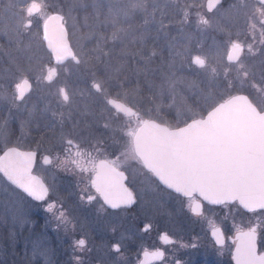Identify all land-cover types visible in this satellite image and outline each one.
I'll use <instances>...</instances> for the list:
<instances>
[{
    "label": "snow or ice",
    "instance_id": "1",
    "mask_svg": "<svg viewBox=\"0 0 264 264\" xmlns=\"http://www.w3.org/2000/svg\"><path fill=\"white\" fill-rule=\"evenodd\" d=\"M225 2L226 0H206L204 3L203 0H197L195 4L187 5V9L182 10V15L178 12L180 28L177 30L183 32L184 28L193 27L190 13L193 8L194 26L201 32L211 28L213 18L222 16L225 11L239 14L247 13L250 8L249 0H231L228 9L223 8ZM2 3L3 0H0V4ZM257 3L258 7L252 6V17L258 14L261 17L259 23L264 27V0H257ZM74 7L87 13L89 4L85 0H77ZM91 7L94 9L96 23L90 25L88 15L84 16L81 27L88 31L77 41L75 51L66 40L65 17L60 15L47 18L57 19L62 23L59 36L53 42L48 38V24L45 21L44 40L48 41L49 61L44 63L41 60L36 69L32 64L37 58L24 55L26 49H22L20 45L25 34L23 30H30L33 26L32 18L36 16L43 19V5L37 0H23L18 7L19 15L12 18L14 23H7V11L4 13L5 19H0V36L9 37V57L15 70L6 75L7 87L0 83V101H9V113L12 108L19 110L22 106L27 107L33 91V80L37 84L46 82L49 86L60 84L63 71L65 75L81 77L88 86L89 96L105 106H111L110 120L119 121L121 115L129 117L120 128L113 129L114 132H124L126 129L124 136L114 140L117 146L123 141L124 152L115 159L98 160L100 148L97 145L103 144L102 138L97 141V145H93L97 155L82 147L85 142H90L95 135V128L99 127L85 119L90 114L88 109H81L75 103L74 97H82L84 93H77L75 90L70 92L67 83L60 84L55 92L50 93L55 97L56 108L52 109L48 105L43 112L50 111L53 126L60 128L65 153L61 165L69 172L87 173L88 187L96 193L81 195L80 200L91 204L99 198L103 200V205L114 210L135 204L136 196L125 184L129 179L125 175L127 169L121 170L122 163L131 160L141 165L161 185L189 200L198 196L211 205H230L236 202L252 213L264 210V98L257 104L249 95H232L227 99L222 95H206L198 89L197 83L204 82L210 68L214 78L223 76L228 89H233L236 82L240 85L247 82L251 88L264 92V87L253 82L257 75L260 81H264V47L257 49L262 58L257 68L255 64H246L248 58L242 56L244 45L231 40L229 36L225 41L230 44L227 56L229 63L220 70L210 67L209 57L201 47L177 51L170 44L169 58H161L160 64L153 68L151 65L154 58L160 53L154 46L148 54L145 49L151 35L149 25L156 22L157 11H161L159 5L153 4L149 11L146 0H118L116 5L109 6L103 21L95 11V0H92ZM72 10L69 9V17ZM138 15L143 23L134 27L133 21ZM165 15L161 11L157 33L168 35L167 30L175 25L171 21L165 23ZM72 28L74 32L78 30L75 23ZM136 44L139 45V50L130 51L129 46ZM261 44L264 45V40H261ZM247 49L252 53L253 45L248 44ZM12 52L20 55L12 57ZM177 58L181 60L182 70L194 77L189 90L195 97L194 103L201 108V112H206V116L189 108L184 114L186 118L181 120V113L177 111V126L171 127L162 117L159 123L151 118V109L142 111V93L146 88L150 93L147 97L150 102L154 98L162 100L165 95L171 96L175 101L178 85L185 82V78L178 77L174 70ZM69 59L74 62L73 67L65 63ZM252 59H256L255 53ZM53 63L55 66H52ZM157 80L159 83L155 82ZM113 92L117 95L122 92L124 103L111 99ZM156 111L159 113V106ZM34 114L35 109L29 112V118ZM145 115L149 118L145 119ZM6 123L7 121L0 122V133H3ZM181 123L183 126H179ZM103 128L108 130L110 124L105 122ZM121 156L124 157L123 162ZM42 162L50 165L52 160L49 155H45ZM37 163V151L22 152L16 147H10L0 156V173L28 197L46 202L43 210L51 213L56 209L58 201L49 199L52 189L33 174ZM68 164L72 167L68 168ZM84 191L87 192V188ZM58 220L70 223L62 202ZM151 227L150 223L145 224L142 231H150ZM258 229L264 230V220L258 219L256 226L239 232L235 256L237 264H264V255L256 254ZM212 234L219 242L218 234H222L220 230L215 229ZM159 239L161 244L173 243L166 232L161 233ZM74 244L76 248L83 250L86 240L80 238ZM112 250L119 253L121 243H113ZM144 254L149 255L147 250ZM152 255L163 259L164 251L156 249Z\"/></svg>",
    "mask_w": 264,
    "mask_h": 264
},
{
    "label": "flooded vegetation",
    "instance_id": "2",
    "mask_svg": "<svg viewBox=\"0 0 264 264\" xmlns=\"http://www.w3.org/2000/svg\"><path fill=\"white\" fill-rule=\"evenodd\" d=\"M55 1L58 6L51 10L45 21L52 15H63L66 21L64 26L68 32L70 46H73L70 39V30L66 24L70 21L83 22L86 14L90 23L96 22L93 17L94 9L91 7L92 0H85L89 4L87 13L74 7L77 4V0ZM146 2L149 11H151L153 4L159 5V9L166 13L163 17L165 23L171 21L175 25L167 30L168 35L163 32L157 33L161 11H157L156 22L149 25L151 35H159L163 39V51H165L167 56H169L170 44L174 45V49L177 51L191 48L190 43H188L189 40L186 39V35L188 36L189 33H194L197 39L200 38V31H197L194 26V8L190 9L193 27H186L183 32L177 30L180 28V15H178V12L182 15V10H186L187 5L195 4L197 0H146ZM15 3L16 0H3L0 7H10ZM95 3V11L98 12L99 19L103 21L107 16L109 6L116 5L118 0H95ZM229 3H231V0H226L223 8H228ZM252 6L250 5L247 13L241 12V21L238 26L235 27L232 24L220 25L224 22L216 21L218 18L216 16L213 18V26L203 31L204 38L209 43L212 38L224 42L230 36L232 27L235 28V31L240 29L242 36L239 41L244 45L242 56L246 53L250 54L248 56L250 58L247 59L248 64H252L255 61V59L251 58L253 53L256 54L258 48L264 47L261 44V40H264V27L259 23L261 17L258 14L252 17ZM255 6L258 7L257 0H255ZM69 9H73L71 17L68 15ZM249 17L252 18L249 19ZM34 18L37 17L34 16L32 19ZM140 20L141 22H133V24L137 27L140 26L143 23L141 17ZM43 25H41L44 43L43 50L49 55L50 51L47 49L44 40ZM109 31H111L110 28ZM206 34H208V37L205 36ZM151 35L149 40L152 37ZM248 44L253 45L252 53L248 52ZM73 50L75 51L74 46ZM258 56L259 53L257 52L256 59ZM178 60L177 58L175 61L176 67L177 69H182V63ZM65 63L74 66V62H71L70 59ZM52 66H55V64L53 63ZM64 77L67 78V75L63 74L62 71L60 84L67 82ZM60 84L49 86L46 82L37 84L33 80V91L30 94L27 107L22 106L20 112L16 113L17 116H12V113H3L0 116V122L7 121L3 133H0V156L10 147H16L22 152L37 151L38 163L34 165L33 173L41 177L42 181L52 189L49 193V199L58 201L56 209L51 212L53 218L50 221L49 231L53 263L237 264L235 256L239 242L237 240L239 232L241 230L246 231L250 226H256L258 219L264 220V210H257L256 213H252L243 209L237 203L210 205L199 197L189 200L164 188L141 165L131 160L127 163H122L121 170L127 169L125 175L129 179L125 181V184L133 190L136 196L135 204L114 210L103 205V200L99 198L91 204H88L86 200H80L81 195H96V193L94 189L88 187L87 173L69 172L61 165V160L65 157V153L63 151L64 145L60 139V128L59 126H53L54 122H51L50 111L43 112L48 105L52 109L56 108L55 97L51 96L50 93L55 92ZM73 86H75L76 92L84 93L82 97L79 96L76 99L75 103L81 109H88L90 114L85 119L99 125L94 130V137L91 138L90 142H85L82 147L93 152V155H97L93 145H97V141L102 138L103 144L97 145L100 148L98 160L115 159L125 149L123 141L117 146L114 144V140H119L121 136H124L126 129L124 132H114L113 129L120 128L129 117L121 115L119 121L110 120V105L105 106L86 94L87 89L82 81L76 82ZM249 87L246 89L245 94L249 95V98L254 103H257L258 101L253 98L254 96L250 92L251 88ZM115 94L117 93L113 92L110 98L124 103L123 98H119L123 95L118 97L114 96ZM148 103L149 108H152L151 102L149 101ZM145 104L143 103V105ZM33 109H35V114L30 119L29 112ZM142 111L145 110L142 109ZM131 119L135 120L134 117ZM105 122L110 124L108 130L103 128ZM157 122L159 123L160 121ZM45 125L48 126L46 127ZM45 155L50 156L52 160L50 165L43 164L42 158ZM121 161H124L123 156H121ZM67 167L71 168L72 165L68 164ZM0 179L12 187L1 174ZM12 188L15 189L14 187ZM86 188L87 192L84 191ZM16 191L19 192L18 190ZM19 193L33 206H42L46 203L33 201L22 192ZM61 202L70 223L65 224L58 220ZM39 213L36 218L34 215L32 217L34 221L37 219L39 223H43V217ZM148 223L152 225L151 230L142 231L143 226ZM215 229H219L220 233H222L218 234L219 242L212 234ZM164 232L169 234L173 243L161 244L159 236ZM26 233L27 230H24L23 235ZM80 238L86 240L83 250L76 248L74 244ZM116 242L121 243L119 253L112 250V244ZM156 249L164 251L163 259L152 255ZM145 250L148 251L149 255L145 256ZM256 254L258 256L264 255V230L261 229H258Z\"/></svg>",
    "mask_w": 264,
    "mask_h": 264
},
{
    "label": "rangeland",
    "instance_id": "3",
    "mask_svg": "<svg viewBox=\"0 0 264 264\" xmlns=\"http://www.w3.org/2000/svg\"><path fill=\"white\" fill-rule=\"evenodd\" d=\"M205 1L206 0H203L204 3ZM22 2L23 0H16V3L10 7H0V19H5L4 13L5 11H7L9 14L7 23H14L15 21L12 18L19 15L18 7ZM37 2L43 5V11L41 13L43 19L39 17L34 18L32 28L30 30H23L25 34L22 37V43L20 45L22 49H26L24 55L35 56L37 58L32 64V67L34 69L39 67L41 60L44 63H47L49 61V55L43 50L44 43L42 39L41 25H43L46 17L50 14L51 10L58 6L55 0H37ZM249 4L255 5V0H249ZM217 17L218 18L216 19V21H223L224 23L220 24L219 22V24L224 26L232 24L236 27L241 21V13L236 14L235 12L229 13L225 11L223 12L222 16ZM74 23L77 25L78 29L75 32L72 28V25ZM83 23L84 21H70L68 24H66L67 28L70 30V39L74 48L77 41L82 36L87 34L88 30L81 27ZM88 23L91 25L96 22L93 21L90 23L88 21ZM134 27L137 26L134 24ZM199 35V39H197V36H194V33H189L188 36L186 35V39L188 40L189 36H191V40L188 41V43H190L191 45V48H196L197 46L201 47L203 49V52L209 57L208 63L210 64V67H216L222 70L223 67L228 65L226 56L230 44L226 43L225 41L221 42L219 39L214 38H212L208 43V40L204 38L203 32L200 31ZM229 35L231 40L240 42L239 40L242 36V32L240 29L235 31V28L232 27L231 33ZM205 36L208 37V34H206ZM228 39L229 36L227 40ZM134 46H137V48H139L138 44L130 45L129 50L134 52ZM10 51L11 49L9 45V37L0 36V83H4L6 81V75L11 74L15 71L10 62ZM193 54L196 53L194 52ZM19 55L20 53L12 52V57H18ZM249 55L250 54L246 53L243 57L250 58L248 57ZM260 59L262 58L258 56V58L255 59V61L252 63L257 65V68L259 67ZM178 61L181 63L180 59ZM154 62L156 63L155 60ZM246 64H248L247 60ZM153 65L154 63L151 65L153 68L157 66ZM68 66L73 67L70 64ZM64 78L67 80V82L65 81V83L68 84L70 92L75 90V86L73 85L76 84V82L82 81V78L77 77L76 75H67V78ZM219 78V76L214 78L209 68L204 82H198V86H202L198 89L202 90L206 95L212 94L217 97L221 96L218 95V93H225L222 96L226 99L232 94L245 92L248 86H250V84L247 82L243 85H240L238 82H236L233 89H228L226 85L221 83L222 80ZM253 82L259 83L261 87H264V81H260L259 75H257L256 80ZM4 84L5 87H7L6 82ZM83 84L85 83L83 82ZM85 86L87 89L86 94H88V86L86 84ZM249 88H251V86ZM186 90V92L182 93L179 90V87H177V95L175 97V101H173L172 97L168 95H165L162 100L154 99L153 101L155 103L151 102L152 108H149L148 106L147 102H149V100L147 98L145 100L143 99V103H146L145 105H143V109L145 110L144 112H147V110L151 109V118L160 121V118L162 117L168 123L169 118L163 113H167L166 109L168 108V105H173L171 109L175 117V120L173 122L174 127L177 126V111L181 113V120L186 118L184 114L187 113L189 108H191L194 112L204 115L206 112H201V108L194 103L195 97L193 96L192 91L189 90V86ZM250 92L254 96L253 98H256V100L258 101L257 104H259L261 99L264 98V92H261L258 89L251 88ZM77 93H80V91H77ZM122 95L123 94L120 93V95L115 94L114 96L119 97ZM79 96L80 95L74 97L75 102L77 101L76 99L79 98ZM119 98L122 99L123 96ZM158 106L159 113H157L156 111ZM10 107L11 105L8 100L0 101V116H2L3 113L10 114ZM21 109L22 107L19 110L12 108V116H17L16 113L20 112ZM144 118H149V116L145 115ZM180 125L183 124L181 123ZM20 194L21 193L17 192L15 189H13L0 179V264H55L52 261L53 252H51L49 243L50 221L53 218V215L43 210L46 203H44L42 206H33L30 202H28L26 198H24ZM38 213L43 217V223H39L37 219H35L34 221L32 215H34L36 218V215H38ZM24 230H27V233L25 235H23Z\"/></svg>",
    "mask_w": 264,
    "mask_h": 264
},
{
    "label": "trees",
    "instance_id": "4",
    "mask_svg": "<svg viewBox=\"0 0 264 264\" xmlns=\"http://www.w3.org/2000/svg\"><path fill=\"white\" fill-rule=\"evenodd\" d=\"M133 22H141V20H140V16L138 15L137 16V18L133 21ZM152 37H151V39L149 40L148 39V47L145 49V53L146 54H148V53H150V51L152 50V48H153V46L156 48V50L160 53L157 57H155L154 58V60L156 61V63L155 62H153L154 63V65H159L160 63V61H161V58H163V59H165V60H167L168 58H169V56H167L166 54H165V51H163V44H164V42H163V39L161 38V36H153V35H151ZM135 47V49H134V52H136V51H138L139 50V48H137V46H134ZM158 61V62H157ZM153 65V66H154ZM177 64L175 63V67H174V70L176 71V73H177V76L178 77H183V78H185V82L183 83V84H180V85H178V87H179V90L183 93V92H186L187 90V87L189 86V84L192 82V80L194 79V77L192 76V74L191 73H189L188 71H186V70H182V69H177ZM233 75H235V74H233ZM220 78L219 79H221L222 81H221V83L222 84H224L225 85V82H224V78H223V76H219ZM156 83H159V81H155ZM198 83V82H197ZM142 84H143V78H142ZM199 87H202L201 85H199L198 86V88ZM246 92V91H245ZM225 93H222V94H220V93H218V95H224ZM236 94V93H235ZM142 95H144V100L150 95V93L147 91V89L146 88H144V90H143V93H142ZM233 95V94H232ZM155 99V98H154ZM157 100V99H156ZM160 100V99H159ZM148 103V102H147ZM152 103H155L154 101H152ZM148 105H149V103H148ZM165 105V104H164ZM166 114L165 113H163L164 115H166L168 118H169V121H168V124L169 125H171V126H173V122H174V120H175V117H174V114H173V112H172V109L171 108H167L166 109ZM179 126H181L180 124H179Z\"/></svg>",
    "mask_w": 264,
    "mask_h": 264
},
{
    "label": "water",
    "instance_id": "5",
    "mask_svg": "<svg viewBox=\"0 0 264 264\" xmlns=\"http://www.w3.org/2000/svg\"><path fill=\"white\" fill-rule=\"evenodd\" d=\"M55 16H58V15H52V16H50V17H55ZM60 16V15H59ZM47 24H48V38L50 39V40H52L53 42H55V40L58 38V36H59V29H60V25H61V21L60 20H57V19H51V20H48L47 19ZM44 26V25H43ZM66 40H67V42L69 43V45H70V42H69V39H68V32H67V37H66ZM46 41V40H45ZM47 45H48V41H46V47H47ZM47 49H48V47H47ZM49 50V49H48ZM50 51V50H49ZM227 58V57H226ZM228 61V60H227ZM236 95H238V94H236ZM239 95H245V94H239ZM114 100V99H113ZM117 102H119V101H117ZM120 103H122V102H120ZM206 116V115H205ZM5 152V151H4ZM4 154V153H3ZM3 156V155H2ZM2 176H3V174L2 173H0ZM34 174V173H33ZM34 175H36V174H34ZM37 177H39L38 175H36ZM6 181H7V179L5 178V177H3ZM40 179H41V181L43 180L41 177H39ZM158 181V180H157ZM11 186H13L15 189H17L19 192H22L23 194H25L26 196H27V194L26 193H24L23 192V190L22 189H18L15 185H13V184H11V182L10 181H7ZM43 183H45L44 181H42ZM46 185V184H45ZM161 185V184H160ZM163 186V185H162ZM164 188H166L165 186H163ZM167 189V188H166ZM168 190H170V189H168ZM170 191H172V192H174L173 190H170ZM175 193V192H174ZM178 195H180V194H178ZM182 196V195H181ZM28 197V196H27ZM198 197V196H197ZM28 198H30L31 200H33L31 197H28ZM202 199V198H201ZM33 201H35V200H33ZM203 201V200H202ZM36 202H40V201H36ZM206 202V201H205ZM207 204H209L208 202H206ZM233 203H236V202H233ZM238 204V203H237ZM211 205V204H210ZM239 205V204H238ZM240 206V205H239ZM240 207H242V206H240ZM243 208V207H242ZM244 209V208H243ZM245 210H247V209H245ZM248 211V210H247Z\"/></svg>",
    "mask_w": 264,
    "mask_h": 264
}]
</instances>
